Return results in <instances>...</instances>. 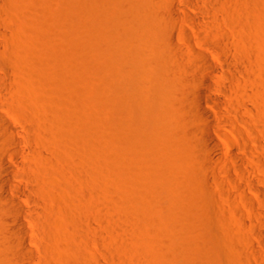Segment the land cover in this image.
I'll list each match as a JSON object with an SVG mask.
<instances>
[{
  "label": "rangeland",
  "instance_id": "obj_1",
  "mask_svg": "<svg viewBox=\"0 0 264 264\" xmlns=\"http://www.w3.org/2000/svg\"><path fill=\"white\" fill-rule=\"evenodd\" d=\"M168 7L192 41L165 26ZM195 47L218 65L243 56L254 66L258 104L244 103L256 134L221 104L246 142L215 117L227 80L201 84ZM200 89L212 115L203 123L241 155L250 146L264 180V0H0V111L39 153L22 146L13 162L0 150L41 209L28 215L35 257L22 263L264 264V184L260 195L240 177L237 186L217 172L227 187L215 183L213 160L184 124ZM1 235L0 264H15L19 244Z\"/></svg>",
  "mask_w": 264,
  "mask_h": 264
},
{
  "label": "bare ground",
  "instance_id": "obj_2",
  "mask_svg": "<svg viewBox=\"0 0 264 264\" xmlns=\"http://www.w3.org/2000/svg\"><path fill=\"white\" fill-rule=\"evenodd\" d=\"M213 5V7H217L216 9L222 11V9L216 6L217 4L213 3ZM166 9L164 11L160 9L165 12V26L178 27V31L184 35L186 41H192V34L188 29L181 27L176 13L170 8ZM211 28L213 27L211 26ZM233 29L235 32H239L238 27L234 26ZM219 32L223 33L222 31ZM169 39L174 41L176 40V37L174 34H171ZM172 46L176 47L174 42H172ZM180 48L182 52H186L182 46H180ZM189 55L198 60L197 62L199 63L198 65H200L201 73H204V78L201 84L205 87L210 85L211 77L222 75L227 80V86L231 89L230 93L227 91V86H224L223 88L221 84L217 83V87L224 93L229 94L230 99L226 103L222 101L217 102L215 106L216 108L213 110L214 115L217 119L228 122L237 136L246 142L247 138L245 137L244 130L241 128V125L239 127L236 123H234V121L230 120L225 115L221 104L223 107L225 105V108L235 114L243 128H245L249 134H256L258 128L253 126V124L246 118L245 111L250 116L256 117L257 114H255L252 109L246 107L244 103V101H246L248 103L258 104V102L254 100L255 91H257V89L248 84V82L254 79L252 74V72H254V66L251 64L250 59H246L243 56L239 57L236 61L228 59L223 66L222 64L218 65L216 62L209 59V57L198 47H195L191 52H189ZM197 91L198 92L195 94L194 98L189 101L190 105H188V109L191 113L185 116L184 124L191 128L190 129L186 126L190 129V131L187 129L190 133L188 135H191L192 137L199 136L201 138V142H199L200 147L203 149L205 148L207 150V154H209L213 160L215 164V168L213 170L215 183L219 184L223 188L227 187L224 180L217 175V172L219 174H223L230 183L237 186L238 177H240L247 181L249 185L260 195L261 193L263 194V192L260 191L256 185L259 183L264 184V180L260 176L254 174L255 170L258 166H260L259 156L248 145L242 148L244 155L237 153L234 149V143L226 134H223L224 141H221V143L212 135L211 127L203 123H208L212 120L210 111L206 109L201 102V97L206 92L204 89ZM257 145L262 148L259 141H257ZM10 146L12 148H10ZM22 146L25 149H28L32 157H38L39 153L37 147L31 141L28 131H24L22 129L19 120L14 117L10 118L0 111V150L8 154L10 161L20 162V147ZM222 150L224 152H222ZM43 165L44 167H47L46 162H44ZM206 166L210 168L209 163H207ZM0 172L1 174H4L3 178L0 177V200H3V204H5L2 207V213L4 216V219L2 218L4 222H2L4 224L6 223V226L4 225L5 228L1 231L2 233L0 232L2 235H0L3 237L4 231L7 238L11 235V241H14L15 244L16 242L19 244L16 245L17 247L14 249L15 255L17 256V258H15V264H23V260H32L35 257L33 251L28 248V243L30 238L37 237V232H35L36 230L34 229L33 218L28 215H31L34 212L40 214L41 209L39 208L36 210L29 205V202L35 201L36 197L27 196L24 185L17 184L11 179L12 177H25L21 173H17L13 167L10 166L2 154H0ZM32 189L35 190L36 188L32 187ZM8 190H12L15 193V196L8 194ZM39 191L42 193L41 189H39ZM250 209L255 210L253 204L250 206ZM28 226L30 228L33 226V231L31 233L28 230ZM10 243L9 245L11 246ZM255 252L261 254L256 248ZM234 253L238 257L242 256L241 252L238 250L234 251ZM261 255L264 257L263 254Z\"/></svg>",
  "mask_w": 264,
  "mask_h": 264
}]
</instances>
